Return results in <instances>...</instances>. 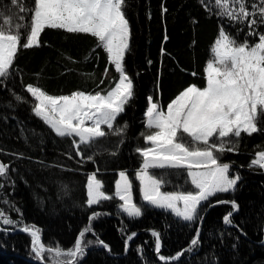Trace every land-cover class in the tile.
<instances>
[{
  "label": "trees",
  "instance_id": "1",
  "mask_svg": "<svg viewBox=\"0 0 264 264\" xmlns=\"http://www.w3.org/2000/svg\"><path fill=\"white\" fill-rule=\"evenodd\" d=\"M7 3L0 0V5ZM215 11L211 5L206 10L200 0H127L125 12L132 35L125 68L134 83V97L114 125L127 124L122 135L105 126V137L91 146H80L84 157L92 156L94 162L81 161L73 138L56 136L35 116L34 98L26 86H38L55 96L77 90L105 94L118 81L114 65L87 34L46 29L40 47L20 49L10 76L0 84V162L10 165L8 179L0 178L4 214L41 229V242L53 248L57 243L63 249L72 247L79 233L90 226L83 238L85 254L77 264H165L155 252L152 232L161 238L160 255L172 258L190 246L197 229L199 245L169 264H264V169L249 167L255 154L264 151V131L251 136L242 133L238 151L220 156L221 163L231 165L230 175H239L240 180L235 191L217 194L203 204L202 220L183 221L169 210L148 205L136 179L142 163L136 149L148 147L141 135L150 133L145 126L148 97L166 111L168 103L188 85L204 86V68L221 26L237 42L245 39V25L218 17ZM259 31L264 32V26ZM13 93L22 100L17 101ZM258 126L264 129V118ZM18 154L23 155L18 158ZM120 171L132 181L133 201L142 209L140 217H128L118 208L122 202L114 194ZM150 172L164 181V192L195 191L184 169ZM90 173H96L102 190L112 199L87 206ZM217 200L235 201L239 210L233 211L231 203L209 207ZM94 212L99 215L90 221ZM229 212H233V224L225 225L223 217ZM0 227L12 230L13 226ZM132 233L136 235L129 241ZM0 264H42L32 251L30 234L0 232Z\"/></svg>",
  "mask_w": 264,
  "mask_h": 264
},
{
  "label": "snow or ice",
  "instance_id": "2",
  "mask_svg": "<svg viewBox=\"0 0 264 264\" xmlns=\"http://www.w3.org/2000/svg\"><path fill=\"white\" fill-rule=\"evenodd\" d=\"M200 2L206 10L209 5L214 7L218 17H227L230 22L245 25L248 29L245 39L242 43L237 42L221 26L210 48L211 58L204 68V86L188 85L168 103L166 111L151 96L148 97L145 126L150 133L141 135L149 146L136 149L142 158L136 179L139 180L143 201L156 208L170 210L187 222L202 220L200 210L210 198L235 191L240 176L230 175L231 165L221 163L220 156L225 152L238 151L242 133L251 136L264 131L258 126L259 120L264 118V32L259 31L264 26V0ZM126 6L127 0H8L7 4L0 5V84H5L10 76L20 49L40 47L41 34L46 29L90 35L97 41L96 47L102 48L108 62L114 65L118 81L105 94L77 90L70 95L55 96L38 86H26L27 93L34 98L32 111L35 116L56 136L73 138L72 145L81 161L94 162L92 156L84 157L80 146H91L105 137L108 133L102 126L118 136L127 128V124L114 126L134 97V83L125 68L132 35ZM249 37L254 38V42L250 43ZM161 52L164 54L163 48ZM107 71L106 68L105 74ZM13 95L17 101L22 100L19 95ZM22 155L18 154V158ZM253 166L264 169V151L255 154L249 164V167ZM9 167L0 162V178L8 179ZM150 169H184L195 191L164 192L161 190L164 181L156 178ZM3 187L4 184L0 183V188ZM132 188V181L121 171L115 182L114 195L122 201L118 208L128 217L135 218L142 215V209L133 202ZM102 189V181L97 179L96 173L88 174V207L113 198ZM3 202L8 203L6 200ZM216 203H231L233 211L239 210L235 201L217 200ZM211 206L214 205L209 203ZM98 215L94 212L90 221ZM232 215L233 212H229L223 217L225 225L233 224ZM0 224L11 225L12 230L30 234L32 251L42 264H77L78 258L85 254V233L91 231V227L86 226L73 246L63 249L59 243L54 248L46 247L41 242V229L24 224L22 218L11 219L2 209ZM3 231L6 229L0 228V232ZM135 235L132 233L127 239L130 241ZM152 236L155 238V252L159 254V233L153 231ZM199 238L200 230L197 229L190 246L183 251H192L199 245ZM98 243L109 248L103 241ZM182 254L178 252L172 258L160 255L159 259L169 264L170 260L179 259Z\"/></svg>",
  "mask_w": 264,
  "mask_h": 264
},
{
  "label": "water",
  "instance_id": "3",
  "mask_svg": "<svg viewBox=\"0 0 264 264\" xmlns=\"http://www.w3.org/2000/svg\"><path fill=\"white\" fill-rule=\"evenodd\" d=\"M220 204H223V203H220ZM213 205H218L217 203L213 204ZM1 228V227H0ZM3 232H7V233H10V234H22V233H25V232H22V231H19V230H6V231H3ZM160 242H161V249H162V241H161V238H160ZM103 246V245H102ZM160 249V251H161ZM184 253V251H183ZM160 253L157 254V256L159 257ZM183 255V254H182ZM182 255L179 257V259L182 257ZM179 259H175V260H172V261H169L170 263H173V262H176L178 261ZM162 263H165V261H162Z\"/></svg>",
  "mask_w": 264,
  "mask_h": 264
},
{
  "label": "rangeland",
  "instance_id": "4",
  "mask_svg": "<svg viewBox=\"0 0 264 264\" xmlns=\"http://www.w3.org/2000/svg\"><path fill=\"white\" fill-rule=\"evenodd\" d=\"M89 125H90V122H87ZM103 128L105 127V126H102ZM77 141H78V138H75ZM148 146H149V144H148ZM151 170H154V169H150L149 171H151ZM121 172V171H120ZM119 172V173H120ZM119 173H118V176H119ZM126 173V172H125ZM137 173V172H136ZM127 174V173H126ZM128 175V174H127ZM118 179H119V177H118ZM132 197H133V195H132ZM101 202V201H100ZM99 202V203H100ZM134 202V201H133ZM99 203H97V204H99ZM97 204H94V205H97ZM94 205H92V206H94ZM170 211V210H169Z\"/></svg>",
  "mask_w": 264,
  "mask_h": 264
}]
</instances>
